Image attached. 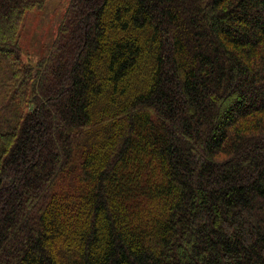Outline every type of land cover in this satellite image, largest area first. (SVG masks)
Segmentation results:
<instances>
[{"label":"trees","instance_id":"trees-1","mask_svg":"<svg viewBox=\"0 0 264 264\" xmlns=\"http://www.w3.org/2000/svg\"><path fill=\"white\" fill-rule=\"evenodd\" d=\"M0 0V264H264V0H71L49 55Z\"/></svg>","mask_w":264,"mask_h":264},{"label":"rangeland","instance_id":"rangeland-1","mask_svg":"<svg viewBox=\"0 0 264 264\" xmlns=\"http://www.w3.org/2000/svg\"><path fill=\"white\" fill-rule=\"evenodd\" d=\"M71 0H46L41 7L29 10L20 29L22 59L37 66L51 52L59 26Z\"/></svg>","mask_w":264,"mask_h":264}]
</instances>
